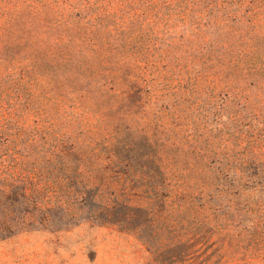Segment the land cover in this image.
<instances>
[{
    "label": "rangeland",
    "instance_id": "rangeland-1",
    "mask_svg": "<svg viewBox=\"0 0 264 264\" xmlns=\"http://www.w3.org/2000/svg\"><path fill=\"white\" fill-rule=\"evenodd\" d=\"M108 2L112 12L98 29L114 30L120 48L111 55L114 71L106 63L107 46L101 53L74 44L85 67L75 62L69 81L55 46L59 35H43L41 0H0V228L35 221L0 238V264H160L145 241L148 227L125 230L89 217L88 206L76 208L74 217L56 208L50 220L58 224L41 226L33 191L60 175L75 183L76 172L64 164L84 151L132 159L135 174L151 176L155 156L180 168L219 160H230V168L244 157L264 161V57L240 53L249 50L251 36L258 45L264 40L242 11L222 9L221 0H157L156 7L148 0ZM76 6L71 26L96 12ZM112 74L118 95L114 85H103ZM137 180L147 189L154 184L151 177ZM145 219L143 214L140 221ZM162 255L171 257L169 250ZM224 259L222 264H264L262 258L247 263L244 249Z\"/></svg>",
    "mask_w": 264,
    "mask_h": 264
},
{
    "label": "trees",
    "instance_id": "trees-1",
    "mask_svg": "<svg viewBox=\"0 0 264 264\" xmlns=\"http://www.w3.org/2000/svg\"><path fill=\"white\" fill-rule=\"evenodd\" d=\"M122 1L125 3V0ZM148 1H156L153 7L158 5L157 0ZM164 1L170 4L172 0ZM77 2H81L87 10L95 7L96 12L83 18L80 16L81 20L76 22V26H71L69 20L78 10ZM220 5L224 10L232 9V6L239 12L241 10L248 23L252 24L257 38L263 37L264 40V0H221ZM111 12L108 0H41L43 35H59H56L55 46L60 48V62L69 71V81L75 79V62L80 63L79 68L85 67L84 62L75 57L74 44L79 49L81 45H86L101 53L102 48L107 46L109 55H106V63L114 71L111 55L120 49L111 35L114 30L110 28L107 35L98 29L100 22L109 18ZM249 40L253 43L248 51H241V55L255 60L263 58L264 49L259 52V48L264 47V43H254L255 35ZM47 42L41 46H46ZM112 75L113 79H106L103 85L105 88L106 85H114V93L118 95L117 78L115 74ZM123 83L127 84L128 80ZM70 84L76 91V82ZM105 88L100 86L98 90L102 92ZM86 96L81 97L92 103L97 102L92 96ZM114 103L116 105L118 100ZM114 103H109L108 107L114 108ZM55 151L61 152L59 149ZM69 161H72L71 164L66 163L64 167L76 172L75 183H70L68 178L63 179L60 175L56 179H46L41 183V190L33 191L38 194L34 205L41 209L42 227L58 224V220H50V215L56 214V208L74 217L76 208L81 210L88 206L89 217L119 225L125 230L142 233V229L148 227L149 234L145 236V241L160 264H222L229 252H240L241 249L245 250L247 263L253 258L264 259L262 159L244 157L238 165L233 164L230 168H227L232 164L230 160L216 161V165H199L197 161L191 162L187 168H180L174 166L173 160L155 156L150 159L154 166L152 176L143 172L135 174L132 159L125 160L118 155L105 158L96 151H84L74 160L69 158ZM121 167L127 170H121ZM138 177L143 180L151 177L154 179L153 186L147 189L145 184L140 185ZM166 187L170 189L164 190ZM88 200L92 203L89 204ZM181 212L184 213L182 220L173 218V214ZM143 214L146 219L141 222ZM66 221L70 222L68 218ZM33 225L35 221L15 225L5 222L0 228V238L14 234L19 228L28 229ZM164 250L170 251V258L162 259ZM249 250H252L250 255ZM215 257L218 259L213 260Z\"/></svg>",
    "mask_w": 264,
    "mask_h": 264
}]
</instances>
